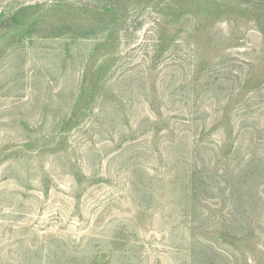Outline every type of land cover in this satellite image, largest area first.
I'll return each instance as SVG.
<instances>
[{"label":"rangeland","instance_id":"obj_1","mask_svg":"<svg viewBox=\"0 0 264 264\" xmlns=\"http://www.w3.org/2000/svg\"><path fill=\"white\" fill-rule=\"evenodd\" d=\"M0 264H264V0H0Z\"/></svg>","mask_w":264,"mask_h":264}]
</instances>
